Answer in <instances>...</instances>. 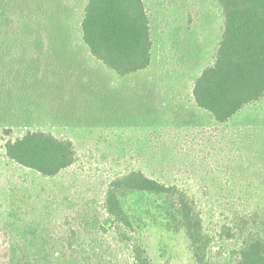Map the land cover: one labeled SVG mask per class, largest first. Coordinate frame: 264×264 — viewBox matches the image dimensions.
<instances>
[{
    "label": "rangeland",
    "instance_id": "obj_1",
    "mask_svg": "<svg viewBox=\"0 0 264 264\" xmlns=\"http://www.w3.org/2000/svg\"><path fill=\"white\" fill-rule=\"evenodd\" d=\"M8 1L0 0V264H131L128 248L105 226L103 206L110 183L133 170L195 199L215 238L212 256L226 264L232 242L223 228L232 213L264 208V100L225 125L193 101V81L213 64L222 36L217 0H145L152 64L128 81L110 78L100 64L87 66L79 45L61 49L60 69L47 72L68 79L73 70L70 78L85 75L88 86L82 78L83 96L52 89L55 106L47 95L26 91L39 82L32 77V36L49 28L75 45L76 17L87 0ZM20 40L24 62L15 47ZM73 61L89 69H72ZM98 77L115 89L108 93L117 109L95 107ZM28 131L71 139L79 162L54 179L18 166L4 146ZM119 198L153 264H194L173 198L146 192Z\"/></svg>",
    "mask_w": 264,
    "mask_h": 264
},
{
    "label": "trees",
    "instance_id": "obj_2",
    "mask_svg": "<svg viewBox=\"0 0 264 264\" xmlns=\"http://www.w3.org/2000/svg\"><path fill=\"white\" fill-rule=\"evenodd\" d=\"M8 2L14 4L17 0ZM217 2L224 18L222 36L213 64L206 67L193 81L192 97L198 109L207 113L216 123L225 125L241 112L264 100V0ZM78 18V30L72 29L77 33L75 45L71 40L67 42L70 38L65 32L55 33L49 28L40 29L32 36L35 39L30 48L37 68L32 77L35 76L33 79L39 82L28 85L26 91L34 92V95L40 93L43 98L44 94L47 95L46 102L53 106L57 102L49 98L52 89L62 91L64 96L71 92H75L76 96H83L86 90L84 86H88L84 84L85 75L70 78L75 76L73 70L68 79L65 76L57 79L47 72V69H60V65L56 63L61 62L58 57L63 48L81 46L79 50L86 52L84 56L89 64L84 59L83 66L100 64L110 78L120 82L144 73L152 64V28L145 0H87L82 7L81 16L76 17V20ZM2 35L1 33L0 39L3 38ZM15 47L20 61L24 62L25 47L22 41L16 42ZM62 58L70 60L64 55ZM73 67L89 69L80 67L74 61L71 68ZM81 79L84 86L80 84ZM95 80H98V91L93 100L95 107L101 109L100 112L106 106L117 109L119 106L116 105L115 98H111L108 93V88L111 93L115 89L108 87L100 77ZM109 98L112 105L106 103ZM64 107V104L57 105V108ZM8 132L7 130L6 133ZM4 149L12 162L47 179L58 177L79 162L73 141L56 137L51 132L28 131L20 138L7 141ZM128 192H146L173 198L181 216L182 228L191 244L194 264H223L215 261L212 256L215 238L205 231L202 212L195 199L178 186L162 184L139 170L116 177L105 193L103 206L107 216L105 226L112 229L116 239L128 248L131 264L153 262L145 247L133 235H136L133 223L120 201L119 195ZM223 234L232 242L226 264H264V208L256 207L232 213L230 224L223 228ZM71 244L73 246L72 241ZM81 251L86 252V249ZM92 264L106 263L98 259Z\"/></svg>",
    "mask_w": 264,
    "mask_h": 264
}]
</instances>
